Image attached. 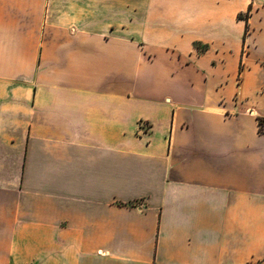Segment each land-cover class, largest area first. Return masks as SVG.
<instances>
[{
  "label": "crops",
  "instance_id": "crops-1",
  "mask_svg": "<svg viewBox=\"0 0 264 264\" xmlns=\"http://www.w3.org/2000/svg\"><path fill=\"white\" fill-rule=\"evenodd\" d=\"M264 0H0V264H264Z\"/></svg>",
  "mask_w": 264,
  "mask_h": 264
},
{
  "label": "trees",
  "instance_id": "trees-1",
  "mask_svg": "<svg viewBox=\"0 0 264 264\" xmlns=\"http://www.w3.org/2000/svg\"><path fill=\"white\" fill-rule=\"evenodd\" d=\"M259 132H264V120H258Z\"/></svg>",
  "mask_w": 264,
  "mask_h": 264
}]
</instances>
